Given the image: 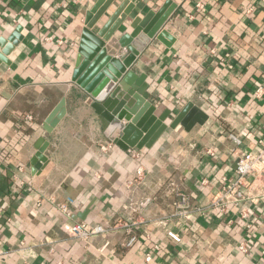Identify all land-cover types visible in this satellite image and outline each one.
<instances>
[{
  "label": "crops",
  "instance_id": "crops-1",
  "mask_svg": "<svg viewBox=\"0 0 264 264\" xmlns=\"http://www.w3.org/2000/svg\"><path fill=\"white\" fill-rule=\"evenodd\" d=\"M97 1L0 0V53L9 61L0 64V264H264V175L248 181L257 204L227 213L205 207L223 178H234L239 157L259 150L264 134V95H255L264 85V0H171L177 8L166 33L132 68L145 75L158 114L175 116L192 103L207 120L168 128L151 149L114 144L108 152L100 149L109 140L89 99L72 82L87 13ZM166 1L128 0L125 10L134 9L117 36ZM63 98L66 114L49 134L44 124ZM40 137L48 142L47 162L33 171ZM177 191L205 213L170 217ZM145 198L152 202L141 207ZM64 203L71 218L60 211ZM77 222L108 232L83 241L68 232ZM130 232L138 241L126 249Z\"/></svg>",
  "mask_w": 264,
  "mask_h": 264
},
{
  "label": "water",
  "instance_id": "water-1",
  "mask_svg": "<svg viewBox=\"0 0 264 264\" xmlns=\"http://www.w3.org/2000/svg\"><path fill=\"white\" fill-rule=\"evenodd\" d=\"M116 1L98 0L87 13L72 82L89 99V105L109 141L125 151L151 149L168 128L174 129L179 124L186 129L195 124L202 125L207 117L192 103L186 104L175 116L169 110L158 114V106L150 100L145 75H137L132 68L154 38H163L164 26L176 10V4L167 0L158 11L134 18L129 24L131 31L126 30L117 36L134 9L131 6L125 10L128 0L119 4L97 29ZM3 44L1 41L0 47ZM6 54L0 53V64H9ZM65 114L66 99L63 98L47 118L44 130L50 134ZM48 147L44 137L37 140L36 154L31 160L33 171L41 168L39 163L46 164ZM77 203L78 199L72 200L74 206ZM88 211L78 214L77 219H85Z\"/></svg>",
  "mask_w": 264,
  "mask_h": 264
},
{
  "label": "built area",
  "instance_id": "built-area-1",
  "mask_svg": "<svg viewBox=\"0 0 264 264\" xmlns=\"http://www.w3.org/2000/svg\"><path fill=\"white\" fill-rule=\"evenodd\" d=\"M256 98L260 99L264 95V85L259 86L255 92ZM229 138L236 144L237 146L241 144V140L235 136L234 134H230ZM114 142L105 141L100 145V149L103 152L110 151ZM260 148L256 152H248L242 154L236 163V168L234 171V178L228 180L227 178H223L224 185L215 195V197L211 200V202L205 206L207 208L212 209L215 212L219 213H227L230 210L231 206H239L244 204L247 201L252 202L253 204H257L260 200L258 196H251L248 194L249 190V179L250 177H254L259 173L264 175V134L261 140L259 141ZM134 157H139V153L136 152ZM138 175H143V169L138 168ZM176 203L174 204L175 211L172 213L170 217H179L184 219H189L190 217L196 214H204L205 208L199 206H193L186 194L181 191L176 192ZM152 202V198H145L140 202L141 207L147 206ZM61 213L67 218L72 217V212L69 209L68 205L64 203L60 206ZM242 218L247 219L248 215L243 213ZM247 227L250 228L251 225L247 224ZM68 232L70 236L78 238L83 241H88L91 238L103 235L108 232V229L104 226L97 225L92 226L85 222H77L71 225L68 228ZM168 236L171 240L175 242L180 241V237L178 234L174 232H168ZM138 241L137 234L130 232L129 237L124 242V248L130 249L132 248ZM154 248L157 250L159 246L156 245ZM239 249L242 252L246 251L245 243H241ZM3 254V251L0 249V255ZM152 259V254L148 253L146 255V261L150 262ZM56 264H64L62 261H58Z\"/></svg>",
  "mask_w": 264,
  "mask_h": 264
}]
</instances>
